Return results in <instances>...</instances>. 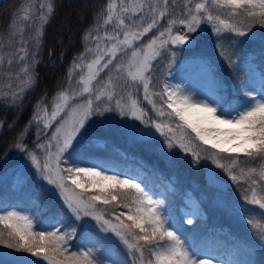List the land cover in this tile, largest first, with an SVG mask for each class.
Segmentation results:
<instances>
[{
  "label": "snow or ice",
  "instance_id": "snow-or-ice-1",
  "mask_svg": "<svg viewBox=\"0 0 264 264\" xmlns=\"http://www.w3.org/2000/svg\"><path fill=\"white\" fill-rule=\"evenodd\" d=\"M170 5L173 8L171 12ZM116 7L109 3L107 18L104 19L105 25L115 21V28L119 30L107 36L108 41L114 42L106 50L98 44L95 58L86 65L83 55L74 58L67 73L71 80L76 69L87 68L86 75H81L78 81L83 84L82 91L73 96L68 95L67 89L60 91L50 115L41 106V101L35 105L29 123H42L44 129L50 128L64 114L51 136L45 143L37 138L33 142L34 147L29 148L24 141L30 128L25 126L5 149V158L12 150L26 155L36 174L59 193L62 207L54 209L50 202L46 205L47 226L20 211L0 210L5 213L0 215V225L7 230H0V245L31 253L39 258L34 264H39L40 260L47 264H100L93 248L69 250L70 239L90 231L93 227L91 221H94L101 232L113 234L123 244L133 264H145L146 252L150 253L147 264H212L211 260L198 259L188 246L187 236L176 229L162 211V200L155 199L154 193L136 176L127 173L110 175L96 164L80 166L85 163L81 156L82 142L90 134L92 117L115 111L150 125L164 137L167 148H179L197 160L201 158V151H205L200 145L210 146L215 151L208 153L206 158L223 169L234 182L247 178L255 186L258 183L256 175L264 181V164L258 172L255 168L246 172L241 169L239 175L233 171L240 156L264 162V89L256 92L247 82L241 81L234 94L227 92L212 68L215 64L212 58H206L209 74L205 93L193 96L180 87L171 86L167 80L154 79L157 67L154 62L167 58L166 53L175 56L169 45H184L186 49L199 47V30L205 22L216 36L220 58L229 67H236L232 60L235 50H238L236 45L259 41L264 48V0H210V3L183 0L179 12L175 10L176 0H136L127 6L121 4L119 12ZM41 8H44L43 4ZM221 9L230 11L222 16ZM129 12L131 15L127 19L130 23H126L124 14ZM47 13L39 17L41 25L36 34V46H40L43 30L54 15L53 3L47 4ZM165 18H168L167 24L160 30L161 21ZM153 29L157 30V34L132 51L126 64L115 63L107 80L94 89L93 81L113 65L118 52L131 48L135 41L141 40ZM193 33L196 35H191ZM237 38H243V41ZM23 50L27 56V50ZM86 51L93 52V49ZM36 56L37 52L33 51L29 62L20 70L24 73L22 84L25 95L38 83L34 71ZM24 59L21 57V60ZM141 85L144 100L151 105L161 122L150 120L140 102L133 98V90ZM76 96H86V99L70 106L69 101ZM12 97L13 105L17 100L22 104L20 94L12 92ZM154 97H159L160 106ZM164 117L169 120L174 117L179 121L176 125L181 129L179 136L169 122L163 121ZM3 124L4 121H0V135L4 133ZM13 127L10 124L8 130ZM190 134H194V139ZM244 199L264 210V196L258 198L255 187L251 188L250 197L245 193ZM196 214L195 209L188 213L190 216ZM260 215L264 217V212ZM85 217L90 220H85ZM186 222L191 225L193 220L189 218Z\"/></svg>",
  "mask_w": 264,
  "mask_h": 264
},
{
  "label": "rangeland",
  "instance_id": "rangeland-1",
  "mask_svg": "<svg viewBox=\"0 0 264 264\" xmlns=\"http://www.w3.org/2000/svg\"><path fill=\"white\" fill-rule=\"evenodd\" d=\"M130 2L135 3L136 0H110L101 7L94 23L84 36V49L80 55L84 56L83 63L85 65L95 58L97 45L99 44L101 49L106 50V48L114 42L108 41L107 36L119 31L115 28V21L107 25L104 24V19L107 18V5L109 3L115 4L117 6L116 11L119 12L121 4L127 6ZM199 2L210 3V0H200ZM48 3H52V0H23L19 12L16 13L13 19L7 42L0 43V98H2L3 102L8 104L13 103L12 92H16L21 96L24 95L22 84L24 73L20 70L24 67L25 63L29 62L31 53L33 51L37 52L36 34L37 31L40 30L41 25L39 17L41 15H48ZM42 4L44 5L43 9L41 8ZM228 11H230V9H221L220 14L224 16ZM129 15H131L130 12L124 14L126 23H130L127 19ZM25 16L28 18L24 19L23 17ZM204 27H210V25L205 22L201 28ZM120 38H123L122 33L120 34ZM140 43L141 40L135 41L131 48L122 49L118 52L117 59L114 61L113 65H110L108 69L100 73L97 80L93 81V88L95 89L98 86H102L103 82L107 80L109 72L114 69L115 63L126 64L131 57L132 51L141 46ZM170 46L176 48L184 47V45ZM23 49L27 50V56ZM87 49H93V52H87ZM193 52L194 51H187L183 55L177 54L175 56H170V63L172 66L165 71L161 80H167L171 86L180 87L193 96H196L208 90L209 66L206 58H209V56L208 54L206 56L194 55ZM21 57L25 59L21 60ZM105 59H107V57H105ZM220 60L222 65L227 69L226 71H229L230 67L225 64L221 58ZM232 60L236 65V67L232 68L241 67L242 71L245 73V77L237 78L231 75L229 81H225L216 74L227 92L234 94L235 88L241 81L247 82L256 92H260L264 89V72H261L249 57L239 60L233 56ZM73 61L66 71L65 76L59 82V90L47 103L49 115L54 107V100L60 91L67 89L68 95L73 96L83 89V84L78 81L81 75H86V67L83 70L76 69L73 72L71 80L67 77V73ZM212 68L215 69V66L212 65ZM113 75H115L114 72ZM124 78L127 79L126 74H124ZM154 79L156 78L154 77ZM133 98L140 102L141 107L148 113V118L150 120L161 122V120H159L160 117L157 118L158 116L152 110L151 105L144 100L142 85L139 86L138 89L133 90ZM200 98H202V96ZM84 99H86V96H76L74 100L69 101V105L72 106L76 103H80ZM154 99L157 105L160 106L162 102L159 100V97H154ZM112 103L114 104V101ZM41 106L45 108V105ZM63 115L64 114H61V117H58L57 121L53 122L48 136L39 142L45 143L47 141V138L50 137L52 131H54L55 125ZM163 121L169 122L175 128L179 123L174 117L171 120H169L168 117H164ZM40 124L43 125L42 123ZM129 126L134 127L130 128ZM137 129L140 131H137ZM180 130L181 129L176 131L177 136H179L178 132ZM89 133L90 134L82 142L84 147L81 155L86 153L91 157H95L96 161L85 162L80 166L96 164L99 165L101 169L105 170L107 174L127 173L128 175L136 176L143 184L144 180L149 176V171H154L156 174V178L153 180L154 189H148L154 193L155 199L162 200V196L166 195V192L173 188L172 182L174 172L182 173L184 179H182L179 184L180 187L178 185L182 190L175 195V197H172L171 200L163 203L162 208V211L169 217L170 222L176 229H179L178 225L181 222L189 226L190 224L186 222L189 218H191L193 222L197 218L203 219L206 215V202L209 201V206L218 208L220 212L225 210L226 213L223 216L224 220L245 224L244 226H247V230H249L248 233L251 232L257 235L256 241L258 245L264 244V238L261 237V228L259 230V223L254 219V216H247L248 221L243 217V211L245 209L247 211L258 212V205L247 203L245 200H240L236 197H228L227 190L224 186V183H226L225 177H227V175L224 171L220 169L217 170L212 161L205 157L204 153L215 151L211 149L210 146L200 145L205 151H201L202 160H197L194 156L181 151L179 148H167L164 137L156 132L150 125L146 126L140 121L133 120L130 116H121L115 111L106 112L103 116L92 117ZM146 133H152L153 135H146ZM190 135L194 139V134ZM195 143L200 144L199 141H195ZM37 153L40 155L39 150H37ZM101 153H104L105 157L109 155L111 159L115 161L118 160L119 165L116 166L112 163L97 162L100 161L98 155ZM262 164H264V162ZM262 164L259 167L249 166L244 171L246 172L250 168H255L258 172ZM23 169L26 170L24 171ZM235 173L239 175L240 171ZM215 178L221 181L220 185L217 187L213 186ZM255 178L258 182L260 181L258 175H256ZM229 181L231 182L232 180L229 178ZM29 182L34 185V192L32 195L38 199L37 203L41 207L47 209L46 205H48L49 202L52 206L59 205L62 207V201L58 198L59 193L54 191L52 186H48L46 182L36 174L35 169L32 167L26 155L14 150V152L9 154L0 165V185L7 183L12 187L19 184H28ZM238 182L247 184V186L251 185V180L247 178L239 180ZM261 182L263 189L261 194L258 195V198L264 196V181ZM41 186H43V189ZM18 191H20V195L22 196L31 194V192H25L24 190ZM247 193L250 197L251 188L248 189ZM89 195H91V193H89ZM194 209L197 214L195 216L188 215V213ZM8 211H20L22 214L32 216L28 210L22 207H15ZM4 214V211H0V215ZM84 219L90 220L88 217ZM174 219H177L176 223ZM91 224L93 227L90 231L75 235L70 239L69 244L72 245L73 241L76 240L78 246L75 248L79 251L89 247L93 248L100 264H119L120 262L122 264H133L132 257L129 255L128 250L113 234L101 232L99 226L96 225L94 221H91ZM227 227V225L223 224L222 230L226 231L228 229ZM236 227L238 226L236 225ZM179 230L182 231L181 229ZM184 234L188 238V246L196 253L198 259L211 260L212 264H232L228 257L219 254V251H217L220 245H223L225 242L224 238H215L213 242H204L203 244L207 243L209 246L207 247L206 244V248H198L197 245L194 244L195 241H193L196 236L194 235V231ZM101 237H103V239H101ZM199 239V241H201L203 238L201 237ZM96 246L98 247L97 250L94 249ZM149 258L150 253L146 252L145 264H147ZM38 260L39 258L33 257L31 253L18 254L0 246V264H34V262ZM39 264H47V262L40 260Z\"/></svg>",
  "mask_w": 264,
  "mask_h": 264
},
{
  "label": "trees",
  "instance_id": "trees-1",
  "mask_svg": "<svg viewBox=\"0 0 264 264\" xmlns=\"http://www.w3.org/2000/svg\"><path fill=\"white\" fill-rule=\"evenodd\" d=\"M110 0H52L54 5V15H51L50 22L46 24V29L43 30L42 40L40 46L37 48L36 56V65H35V74L38 78V83H36L33 89L28 92L23 97L22 104L17 101L15 105L10 107H0V121H4L3 135H0V165L5 160V149L7 145L13 140V138L28 126L30 130L27 132L25 137V143L29 148H33V142L39 138V141L43 140L49 134L48 129H44L43 125L37 124L36 122L29 123L32 120L34 108L38 101H41L47 111L49 110L47 103L49 99L56 94L60 88V81L65 76L66 71L68 70L71 62L74 58L78 57L84 49V36L88 29L92 26L95 21V18L100 11L101 7ZM199 0H195L197 2ZM23 0H4L0 2V43L5 42L10 33V27L12 25L13 19L16 13L19 12L22 6ZM183 0H176L177 12L182 10ZM173 10L172 6L169 7V12ZM240 11V10H238ZM170 18V17H168ZM165 18L161 21L160 30L162 27L167 24V19ZM259 28V26H256ZM204 30V33H201L200 30ZM199 30V37L201 43L198 48L195 49H186V48H174L168 46L169 50L175 52V54H184L189 50H193L194 54H199L201 56H206L208 54L209 58L215 60V72L216 74L228 81L231 75L236 77H241L244 75L241 68H232L230 67L229 71L225 66L222 65L220 56L217 50V39L216 36L212 33L211 27H204ZM179 30V29H178ZM182 33V31H181ZM157 34V30L153 29L145 37H142V43L146 44L153 35ZM191 35H196L195 33ZM243 41V38H237ZM235 57L238 59L246 58L251 56L252 60L255 61L259 69H264V48L260 45L259 41L256 43H242L235 46ZM200 50V51H198ZM213 53H216L213 56ZM167 58H160L158 61H155L156 72L155 75L157 79H160L164 73V69L169 67L171 64L170 56L165 54ZM43 98V99H42ZM159 118V117H157ZM161 120V118L159 119ZM14 125L11 131L8 130L9 125ZM171 125V124H170ZM171 127H173L171 125ZM176 131L178 128L173 127ZM181 134V130L178 132V135ZM201 148V147H200ZM202 149V148H201ZM12 150L9 154L13 153ZM207 157L208 153H204ZM227 156V155H223ZM232 157H228L231 159ZM82 159L85 161L93 160V157L84 156ZM105 162L110 161V159L102 158ZM208 159V158H207ZM238 159V166L233 169L234 173L240 171L241 169L245 170L249 166L258 167L262 161L259 159L248 160L244 156H240ZM202 160V157L200 158ZM211 161V159H208ZM112 162V161H111ZM115 164V162H114ZM215 168H217L214 165ZM220 168H217V170ZM223 171V169H220ZM227 177H225L224 186L227 190V195L230 198L236 197L240 200H245V193L248 192V189L255 187L257 195L261 194L263 189L262 182L259 181L257 185L247 186V184H242L241 182L229 181V176L225 172ZM155 179V172L149 171V176L144 180V186L148 188H153V180ZM184 179L182 173H173V188L170 191L166 192V195L162 196V202L166 203L175 197L182 189L180 183ZM31 185V183H30ZM179 185V187H178ZM29 185H22L21 188L27 189ZM16 188H10L8 185L0 186V210L7 209L9 210L14 205L27 208L32 216L39 220L42 224L44 220H48L47 209H43L40 205L37 204V200L30 196H20L18 192L15 191ZM33 192V190H31ZM248 194V193H247ZM32 197V198H31ZM208 200V199H207ZM206 200V201H207ZM206 212L207 215L204 219H197L195 223L190 226L184 225V223H179V228L183 229L184 232H201L206 233V227L212 224L213 220L224 219L225 210L220 212L218 208L209 206V201L206 202ZM60 208V206L54 207V209ZM221 209V208H220ZM243 217L248 221L247 216H254V219L261 221L260 211H243ZM241 215V214H240ZM175 221V219H174ZM259 221V223H260ZM176 223V221H175ZM230 228L224 233L227 234L228 245L224 248L227 251V254L232 258L234 264H264V244L258 245L256 234H252L247 230L245 224H237L238 227L230 222ZM45 225V224H44ZM0 230L7 231L4 229L3 225H0ZM210 229L209 233H214ZM260 230V229H259ZM260 232V231H259ZM208 233V232H207ZM222 235V233H220ZM76 244V242L74 243ZM1 247L18 254H25L28 252L20 251L15 248H8L4 245ZM70 251H79L77 248H73L72 245H69Z\"/></svg>",
  "mask_w": 264,
  "mask_h": 264
},
{
  "label": "water",
  "instance_id": "water-1",
  "mask_svg": "<svg viewBox=\"0 0 264 264\" xmlns=\"http://www.w3.org/2000/svg\"><path fill=\"white\" fill-rule=\"evenodd\" d=\"M214 182H215L216 185L219 184V181L218 180H215ZM263 212H264V210H263Z\"/></svg>",
  "mask_w": 264,
  "mask_h": 264
},
{
  "label": "bare ground",
  "instance_id": "bare-ground-1",
  "mask_svg": "<svg viewBox=\"0 0 264 264\" xmlns=\"http://www.w3.org/2000/svg\"><path fill=\"white\" fill-rule=\"evenodd\" d=\"M32 198V197H31Z\"/></svg>",
  "mask_w": 264,
  "mask_h": 264
}]
</instances>
